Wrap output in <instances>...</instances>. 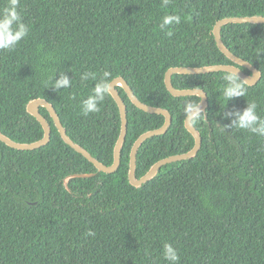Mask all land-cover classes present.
Wrapping results in <instances>:
<instances>
[{"label": "trees", "instance_id": "16d2710c", "mask_svg": "<svg viewBox=\"0 0 264 264\" xmlns=\"http://www.w3.org/2000/svg\"><path fill=\"white\" fill-rule=\"evenodd\" d=\"M7 0H0V8ZM20 0L28 34L0 49V131L17 142L42 137L26 111L34 98L52 104L67 135L104 164H111L120 131L110 95L99 112L84 115L81 102L105 71L121 76L143 103L167 109L171 124L149 137L136 155L137 177L157 160L189 150L186 101L164 83L173 66L234 64L217 47L215 22L230 16H264V0ZM165 14L181 22L160 30ZM171 35H167V31ZM223 44L260 71L245 96L223 99L226 71L173 74L176 88H201L208 105L192 121L201 147L191 158L168 162L143 183L128 181L129 152L164 116L126 104L127 134L118 168L98 171L61 138L48 111V143L15 149L0 140V264H169L164 242L178 264H264V136L238 129L235 113L249 103L264 117V23L221 26ZM247 73L250 71L240 66ZM85 73H95L82 79ZM67 77L69 86L55 87ZM109 81V82H110ZM227 103V104H226ZM226 104V105H225ZM93 173L87 177H65ZM91 233V234H90Z\"/></svg>", "mask_w": 264, "mask_h": 264}, {"label": "water", "instance_id": "95a60500", "mask_svg": "<svg viewBox=\"0 0 264 264\" xmlns=\"http://www.w3.org/2000/svg\"><path fill=\"white\" fill-rule=\"evenodd\" d=\"M245 22L264 23V16L253 15V16L224 17V18L217 20L212 29L214 40L216 42L218 49L226 57H228L232 62H234V64L218 63V64H210V65H205V66H173V67H170L166 70L164 74V83H165L167 90L170 92V94H172L173 96L197 95L200 98L198 102L200 103L199 107L202 110V112H204L208 105L206 93L201 88H176L174 87L171 82V76L173 74H176V73L177 74H200V73H208V72H214V71L233 70L238 74V76L241 79L245 80L247 85L255 84L260 78V71L249 61L232 53L223 44L221 40V36H220L221 26L228 24V23H245ZM240 66L247 68L250 71V73L244 72L240 68ZM110 85H111L110 95L116 102L118 109H119V115H120V131H119L118 137L113 147V160L111 164L107 165V164L102 163L101 161L93 157L85 148L73 142L70 139V137L67 135L65 128L61 124L58 114L55 111L54 107L52 106L51 103H49L44 98H34L28 101V103L26 104V111L30 113L32 116H34V118L40 123L43 129V135L41 138L35 141H32V142H17L9 138L8 136H6L0 131V140L12 148L22 149V150L35 149V148H38L48 143L51 138L50 123L47 120V118L44 117L39 111V107H44L48 111V114L51 117L55 127L57 128V131L59 132L61 138L67 145H69L76 152L82 154L85 158H87L95 166V168L98 171H102L106 173L114 172L120 164L121 148H122V145L124 143V140L127 134L126 104L124 100L122 99L119 93V90L117 88V87H121L126 93L131 103L134 104L137 108L145 112H148V113H157V114H161L164 116V122L160 127L146 130L134 140L131 146L130 152H129V160H128L127 176H128V181L130 184L134 186H141L147 180L152 178L157 173L158 169L162 165L168 162H172V161L191 158L198 152V150L201 147L200 133L195 128L192 121H189L185 117L184 126L194 138L193 146L185 152L172 154V155H169V156H166L164 158L157 160L149 167V169L143 175H141L140 177H137L135 173L136 155H137V151L140 145L147 138L164 133L171 124V114L165 108H162L159 106L148 105V104L141 102L136 97V95L134 94L129 84L121 76L114 77L110 81ZM92 174L93 173H74V174H70L66 176L64 181L66 182L71 177H87V176H91Z\"/></svg>", "mask_w": 264, "mask_h": 264}, {"label": "clouds", "instance_id": "9594fccd", "mask_svg": "<svg viewBox=\"0 0 264 264\" xmlns=\"http://www.w3.org/2000/svg\"><path fill=\"white\" fill-rule=\"evenodd\" d=\"M169 0H163V5L166 7ZM20 0H7V4L0 8V49H10L17 44L21 39L27 36L28 26L24 24L20 15ZM181 16L179 14H165L161 18L159 25L160 30L170 29L173 24H179ZM171 31H167V35H171ZM91 75L93 79L96 78L95 73H85L82 79H87ZM111 74L105 71L102 78L97 80L91 93L82 100L81 111L84 115L90 112H99V104L104 101L105 97L111 91L110 85ZM224 83L223 99L227 102L234 96L246 95V82L241 79L238 74L229 70L226 71L222 77ZM68 78L62 77L55 82V87L69 86ZM198 102L186 101L184 103L183 112L189 121H197L204 118L203 112L199 107ZM227 104V103H226ZM225 104V105H226ZM257 105L249 103L242 111L235 113L236 119L233 124L238 129L248 130L256 133L258 136H264V117H261L256 112ZM91 234V233H90ZM163 257L169 264H178L180 255L177 249L169 242H164L162 246Z\"/></svg>", "mask_w": 264, "mask_h": 264}]
</instances>
